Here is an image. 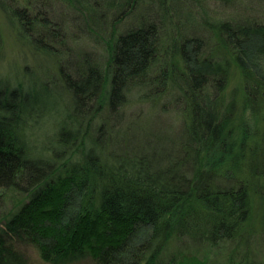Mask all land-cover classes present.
Instances as JSON below:
<instances>
[{"label":"trees","instance_id":"16d2710c","mask_svg":"<svg viewBox=\"0 0 264 264\" xmlns=\"http://www.w3.org/2000/svg\"><path fill=\"white\" fill-rule=\"evenodd\" d=\"M0 11L57 70L41 89L0 79V264H28L7 237L52 264H184L185 237L264 264L251 247L264 238V0H0ZM59 83L63 112L47 97ZM46 116L57 120L41 135Z\"/></svg>","mask_w":264,"mask_h":264},{"label":"rangeland","instance_id":"374dc122","mask_svg":"<svg viewBox=\"0 0 264 264\" xmlns=\"http://www.w3.org/2000/svg\"><path fill=\"white\" fill-rule=\"evenodd\" d=\"M212 5L214 8L215 5ZM44 9L47 12L52 10L49 7H45ZM55 10L58 13L59 7L56 6L54 12ZM52 13H50V17H52ZM61 16L63 17L64 15ZM81 46L92 51H98L102 48L98 43H95L92 39L87 37L81 41ZM51 58L52 57L46 55H35L29 46L25 45L17 37L15 28L11 26L2 11H0V79L9 81L12 84L16 83L19 79H25L28 85H30V82L32 81L42 82L46 78L48 79L51 75L57 73L56 64ZM28 73H32L33 75L27 76ZM39 82L37 85L38 88L41 89V84H39ZM241 90L242 72L238 67H235L233 69V76L228 89V94H231V96L234 93L239 95ZM47 97L51 99L50 101L57 106V109L60 112H63L69 107L71 102L70 95L63 89V86L60 85V83L53 86L52 92L49 93ZM50 117L46 116L44 119L45 127L42 128L41 135H46L54 130L53 123L57 119L54 121V119ZM4 205L5 202L0 189V211H3ZM251 222L253 224L252 226L255 225L257 228L262 224L260 219L258 217L256 218V216ZM7 239L9 243L27 257L28 264H52L42 258L40 250L33 243L20 239H12L11 237H7ZM251 247L252 251L256 253V258L264 263V238L261 234L257 233L252 237ZM232 249L233 246L230 243L222 244L219 247H212L207 243H195L188 237L182 238L174 245V250L186 255V258H184V264H251L252 256L250 254L241 258L243 259L247 256L243 263L240 261L239 257L235 258L231 263L229 255L232 253ZM95 262L93 256L87 254L73 258L71 261L64 264H95Z\"/></svg>","mask_w":264,"mask_h":264}]
</instances>
